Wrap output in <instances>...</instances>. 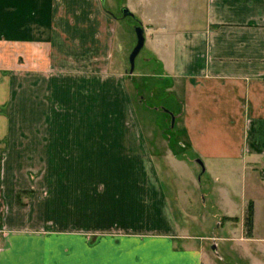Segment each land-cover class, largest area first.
<instances>
[{
  "label": "rangeland",
  "instance_id": "rangeland-1",
  "mask_svg": "<svg viewBox=\"0 0 264 264\" xmlns=\"http://www.w3.org/2000/svg\"><path fill=\"white\" fill-rule=\"evenodd\" d=\"M55 1L61 7L56 11L63 22L58 29L68 55L44 73L48 112L44 122L32 126L35 137L24 140L25 147L32 144L30 153L14 154L0 141V230L8 210L18 208L31 228L82 232L95 247L108 239L131 243L164 235L166 224L156 217L158 184L173 215L170 238L203 242L209 256L215 238H226L218 241L228 248L218 252L224 262L214 256L217 264H246L233 248L250 244L255 258L247 264H264V253L256 247L264 240L262 213L255 235L254 226L250 232L245 225L246 216L243 224L239 222L244 202L234 190L245 184L242 171L208 163L202 174L197 163L201 158L192 150L183 123L182 81L156 71L147 42L136 58L134 73H129V56L137 43L135 25L140 24L150 40L158 23L197 19L200 11L169 10L170 0H158L160 9H151L153 0H106V10L100 0ZM122 7H128L137 21L124 18ZM55 85L62 104L55 101ZM164 109L176 116L173 127ZM59 130L78 131L84 142L86 133L93 136L88 141L94 142L96 161L94 170L88 171V183L72 184L74 171L55 170V140L43 133ZM40 143L51 150L47 163ZM22 146L14 147L23 151ZM71 152L64 158L74 157ZM9 162L23 166L9 168ZM81 177L86 180V170ZM222 180L228 182L232 200L218 194ZM251 203L254 207L247 203L246 213ZM225 214L237 217H222Z\"/></svg>",
  "mask_w": 264,
  "mask_h": 264
},
{
  "label": "crops",
  "instance_id": "crops-1",
  "mask_svg": "<svg viewBox=\"0 0 264 264\" xmlns=\"http://www.w3.org/2000/svg\"><path fill=\"white\" fill-rule=\"evenodd\" d=\"M169 3V10H198L200 15L184 22L174 18L158 23L151 39L145 37L158 66L156 71L182 81L184 127L192 150L204 165L219 164L223 170L242 171L245 184L234 190L244 202L239 222L243 224L247 203L253 202L255 235L261 213L264 219V0ZM57 5L55 0H0V141L14 154L30 153L32 144L25 147L24 140L35 137L32 126L44 122L48 112L46 102L50 98H45L44 73L68 55L58 29L63 22L56 14L61 8ZM150 7L160 9L162 5L153 0ZM181 25L182 30L178 28ZM49 85L53 86L51 82ZM54 90L55 101L62 104L61 93L56 92L60 89L55 85ZM43 134L55 140V170L74 171L72 184L88 183V171L94 170L96 161L94 142L88 141L93 136L86 133L84 142L80 140L84 136L73 130ZM20 143L23 151L14 147ZM40 148L47 163L51 150L41 143ZM69 150L75 156L67 160L64 156ZM8 166L21 169L23 165L9 162ZM85 170L84 181L81 176ZM227 183L222 180L218 194L228 201L233 198ZM155 195L157 220L166 224L164 235L131 243L108 239L97 247L82 232L31 228L24 211L11 208L0 230V264H217L214 256L220 257V248H228L218 241L226 242V238H215L210 256L203 242L173 240L169 237L174 229L169 226L173 215L158 184ZM261 243L256 247L264 253V240ZM214 245L216 251L212 250ZM250 246L237 244L233 248L246 264L255 258V247Z\"/></svg>",
  "mask_w": 264,
  "mask_h": 264
},
{
  "label": "water",
  "instance_id": "water-1",
  "mask_svg": "<svg viewBox=\"0 0 264 264\" xmlns=\"http://www.w3.org/2000/svg\"><path fill=\"white\" fill-rule=\"evenodd\" d=\"M100 2H101V5H102V8L104 10H106V0H100ZM121 13H122V16L124 18H128L129 17V18H132L134 21H137V18L135 16V14L133 12H131L128 7H122ZM134 32H135V35H136L137 43H136V46L134 47L133 51L131 52V54L129 56V64H130L129 73L130 74L134 73L136 58L140 54L141 50L144 48L145 42H146L145 30L140 24H137V25L134 26ZM164 111L171 116V124H172V127H173L174 124H175V116L168 109H164ZM197 163L201 166L202 174H204L205 171H206L204 163L201 160H197ZM212 250L216 251V245H214L212 247Z\"/></svg>",
  "mask_w": 264,
  "mask_h": 264
},
{
  "label": "trees",
  "instance_id": "trees-1",
  "mask_svg": "<svg viewBox=\"0 0 264 264\" xmlns=\"http://www.w3.org/2000/svg\"><path fill=\"white\" fill-rule=\"evenodd\" d=\"M245 225L252 232L253 230V223H254V207L253 204L251 203L247 209V213L245 215Z\"/></svg>",
  "mask_w": 264,
  "mask_h": 264
}]
</instances>
